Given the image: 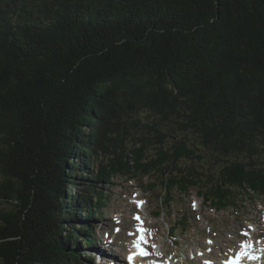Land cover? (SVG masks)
Segmentation results:
<instances>
[{"label":"trees","instance_id":"trees-1","mask_svg":"<svg viewBox=\"0 0 264 264\" xmlns=\"http://www.w3.org/2000/svg\"><path fill=\"white\" fill-rule=\"evenodd\" d=\"M146 176L264 198V0H0V264H95L103 186Z\"/></svg>","mask_w":264,"mask_h":264},{"label":"rangeland","instance_id":"rangeland-1","mask_svg":"<svg viewBox=\"0 0 264 264\" xmlns=\"http://www.w3.org/2000/svg\"><path fill=\"white\" fill-rule=\"evenodd\" d=\"M113 182L111 186H103L106 204L101 214L91 222L95 238L93 246L103 252L97 255L105 260L99 261L95 255H91L90 247H82L87 255L92 256L95 264L105 261H119L121 264L126 252L133 247L134 227L137 225L133 218L136 193L147 201L143 214L149 227V236H153L151 258H165L171 252L176 255L178 264H205L206 260L218 264L244 238L242 232L248 229L247 226L252 225L251 232H256L255 236L264 237V198L251 192L246 194L241 191L236 205L215 210L203 202L195 188L186 194L175 190L169 208H164L163 198L160 197L162 186L159 183L153 192H146L141 187L143 182H159L155 177H118ZM193 201L195 204L191 205ZM159 209L161 215H155ZM182 214L187 216L186 229L169 228ZM169 234L176 236V241L173 242ZM257 242L261 243L259 240ZM260 250L264 253L263 248Z\"/></svg>","mask_w":264,"mask_h":264},{"label":"bare ground","instance_id":"bare-ground-1","mask_svg":"<svg viewBox=\"0 0 264 264\" xmlns=\"http://www.w3.org/2000/svg\"><path fill=\"white\" fill-rule=\"evenodd\" d=\"M260 262V261H259ZM214 264V263H213Z\"/></svg>","mask_w":264,"mask_h":264}]
</instances>
